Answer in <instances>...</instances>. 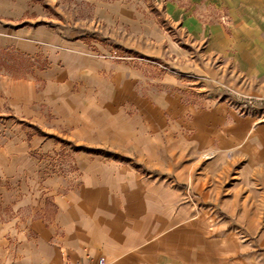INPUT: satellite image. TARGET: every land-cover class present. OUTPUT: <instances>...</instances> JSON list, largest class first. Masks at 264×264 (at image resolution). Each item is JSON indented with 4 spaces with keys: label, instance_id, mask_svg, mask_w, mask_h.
Instances as JSON below:
<instances>
[{
    "label": "crops",
    "instance_id": "0c3cea01",
    "mask_svg": "<svg viewBox=\"0 0 264 264\" xmlns=\"http://www.w3.org/2000/svg\"><path fill=\"white\" fill-rule=\"evenodd\" d=\"M158 1L199 53L188 59L133 0L103 6L94 30L143 55L180 57L164 59L168 72L100 57L90 28L47 24L38 1L0 0V48L35 64L24 78L0 74V130L10 136L0 144V209L10 213L0 220V262L254 260L243 240L251 226L234 228L196 204L234 217L241 186L264 185V0ZM200 58L208 80L193 87L187 73L202 70ZM221 89L230 93L218 98ZM62 143L75 166L47 178L45 203L34 151L52 154Z\"/></svg>",
    "mask_w": 264,
    "mask_h": 264
},
{
    "label": "rangeland",
    "instance_id": "374dc122",
    "mask_svg": "<svg viewBox=\"0 0 264 264\" xmlns=\"http://www.w3.org/2000/svg\"><path fill=\"white\" fill-rule=\"evenodd\" d=\"M38 1L40 6L42 7L44 12H48L50 14L51 20L46 22L47 24L53 26V24L57 26H62L66 28H72L75 30H79L81 33V29L90 28V32L86 33V37H88V41L94 47L98 45L103 46V51L99 52V56L109 60V61H117L124 62L127 66H137L144 70L151 71H161L168 72L171 68L169 67L168 62H173L176 58L175 54L166 55L164 59H157L152 56H147L146 54H140L135 51L133 48H127L122 45L120 42L116 40L110 39L109 34L105 32L104 28H102L101 32L95 31V28L101 27L102 22L101 15L103 13V6L107 4H113V2L117 3H128V0H32ZM136 2L137 9L148 10L149 16L154 18L156 25L161 29L162 32L168 34L173 41H175L180 48L181 52L186 55L188 54V59L190 55H196V52L199 53L201 45L195 46L189 40L184 37V34L178 35V29L172 26V24L168 23L167 19L163 15V11L160 5V1L158 0H133ZM198 5V4H197ZM200 11L197 13L199 15H195L199 22H203L204 13L203 6ZM210 10V8H207ZM201 15V16H200ZM201 18H200V17ZM44 23V22H40ZM25 24V22L17 25V27H21ZM193 46H195L193 48ZM198 50H196V49ZM3 49V48H0ZM196 50V51H195ZM188 52V53H187ZM113 55L117 57L113 58ZM27 57V56H26ZM201 57V56H200ZM29 58V57H28ZM199 63V67L202 70H189L187 73V77L190 80V83L193 87H201V84H205L208 80L207 73L205 72L204 66L206 64V58L197 59ZM203 65V67H202ZM35 64L30 61H24L18 66L9 64V67L6 70H0V74L7 75L13 78H24L26 75L31 74L33 67ZM39 67V66H37ZM206 68V67H205ZM196 71V72H195ZM202 92V91H201ZM230 93L226 89H221L218 91V94L215 95L219 98V96ZM237 98L243 99L239 91H236L233 95ZM249 99V98H244ZM260 102L264 105V100H260ZM0 123L3 121L0 120ZM1 128V127H0ZM10 136L7 132L0 130V144H2L6 139ZM65 148L58 150V152H53L52 154L40 153L38 150L34 151L35 158L39 161H42L43 167L40 169L36 175V185L37 191L39 193L40 199L48 203L49 197L52 196L49 194V189L46 186L45 182L47 178L58 177V176H67L70 175L73 171V167L75 166L70 162L69 154L72 152L70 147L66 145V143H62ZM263 178V177H262ZM71 181H68L66 186L69 185ZM250 188V190H248ZM251 191L254 195L253 200H246L244 196ZM240 193H243L241 199H239L238 204L240 206L237 207L234 217H230L217 208L215 204H206L198 202L196 204V208H202L207 210V213H216V216L221 219L229 220V223L234 226V228L240 229H248L251 226L253 229L249 233L247 232L243 240L251 249L249 251V256L253 257L254 260L251 261L250 264H264V185L262 183H257L255 186H241ZM256 205V209L255 206ZM255 212V214H253ZM10 213L9 210H1L0 209V220L9 219ZM211 216V215H210ZM208 220H214V217L208 218ZM0 264H4L3 261ZM9 264V263H7Z\"/></svg>",
    "mask_w": 264,
    "mask_h": 264
},
{
    "label": "trees",
    "instance_id": "16d2710c",
    "mask_svg": "<svg viewBox=\"0 0 264 264\" xmlns=\"http://www.w3.org/2000/svg\"><path fill=\"white\" fill-rule=\"evenodd\" d=\"M30 61V58L14 50L0 49V70H6L9 67V64H14L18 66L24 61ZM115 157H117L115 155Z\"/></svg>",
    "mask_w": 264,
    "mask_h": 264
},
{
    "label": "built area",
    "instance_id": "2783aa9c",
    "mask_svg": "<svg viewBox=\"0 0 264 264\" xmlns=\"http://www.w3.org/2000/svg\"><path fill=\"white\" fill-rule=\"evenodd\" d=\"M117 57L116 55H113V58ZM97 264H103V260H98Z\"/></svg>",
    "mask_w": 264,
    "mask_h": 264
}]
</instances>
